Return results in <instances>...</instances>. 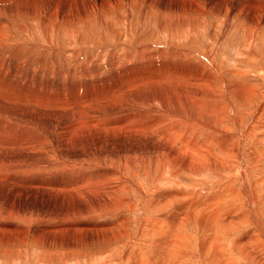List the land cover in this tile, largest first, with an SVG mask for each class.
<instances>
[{"label":"rangeland","instance_id":"1","mask_svg":"<svg viewBox=\"0 0 264 264\" xmlns=\"http://www.w3.org/2000/svg\"><path fill=\"white\" fill-rule=\"evenodd\" d=\"M40 1L30 0L28 3L24 0L30 4L27 5L21 0H0L3 2L0 3V53L5 52L6 47L11 49L3 53V60H0V264H112L115 263L114 257L122 254L129 241L137 240L143 246L149 244L138 233L137 221L140 217L155 216L164 211L163 208L149 209L151 192L155 199H159L165 187L176 189L178 186L171 183L173 179L200 197L217 195L222 190V175L215 168L214 171L204 167L195 173L182 171L183 175L178 178L166 179L167 172L175 171L174 165L167 161L162 166L153 159L156 150L151 142L155 136L147 126L156 116L143 109L140 102L160 97L164 100V109L172 111L175 108L171 102L177 96H173L176 91L169 92L168 86L182 88V99L186 98L184 92L188 89L187 92L193 93L195 90V93H204L205 90V93L225 99L227 92L225 95L222 90L230 89L228 98L232 103L221 105H231L232 114L241 116L243 130L251 117L245 104L237 102L238 96H231L229 86H242L248 93L253 92L247 107L250 110L255 109L264 93V0H53L54 4H49L51 0ZM36 2L42 4L40 9H35L34 6L39 7ZM59 3L61 5H57ZM31 10L39 13L35 15ZM65 14L72 19L63 16ZM30 22L32 25L28 29L25 23ZM49 25L57 34L56 50L41 37V27ZM30 31L34 32L32 36L28 33ZM27 34L30 39H35L29 42ZM72 44L78 45L76 52L72 50L75 49ZM17 48L23 51L18 53ZM69 49L75 54L68 52ZM22 52L27 56L34 55L28 59ZM247 52L252 54L255 62H246L249 60L246 59ZM36 54L38 57L35 59ZM24 58L38 64L34 66L31 63L30 68L27 65L30 63H23L26 62ZM52 58L56 60L51 62ZM7 59L12 60V65ZM27 68L30 70L24 71ZM179 74L185 77L183 81L177 77ZM149 77L158 83L152 79L151 82ZM231 79L235 83L238 80L237 84ZM177 80L183 83L180 85ZM145 81L149 84L144 85L148 83ZM135 82L136 85L133 84ZM129 84L131 89L127 86ZM121 90H124L122 94L126 92L123 94H127L126 97L120 94ZM115 95L119 98L116 99ZM97 102L109 103L101 109L99 106L103 104L99 103L97 107ZM182 102L179 100L176 109L181 108L185 112ZM54 107H63L65 110L61 111L64 113ZM90 107L100 111L93 112ZM82 111L87 120H79L80 115L83 116L79 113ZM124 121H130L128 127L120 128ZM82 125L86 128H80ZM109 125H116V129ZM197 132L199 139L206 133L201 127ZM62 133L71 136L65 137ZM229 133L237 135L233 126ZM161 140L164 145L171 143L165 138ZM255 142V136H246L241 152L244 153ZM188 151L183 150L179 155L189 158ZM148 156L152 162L144 166L141 157ZM177 163L181 165V162ZM244 164L249 166L246 162ZM116 165L121 168L119 178H114ZM251 170L250 167L248 174H253ZM234 184L239 187L238 179L235 178ZM104 198H109L112 205L123 206L122 212L116 214L106 207H97L96 204ZM241 200L238 196H230L219 203L228 208L230 204L237 205V210L240 205L244 210L247 206ZM260 203L258 211L264 230V203ZM81 221L87 224L114 222L119 224V228L114 231L112 225H107L94 228V231L105 234L94 231L93 234L92 230L87 231L85 225L79 224ZM181 227L179 238L183 247L189 245L183 249L180 246L186 257V260L181 259V263L207 264L212 252L199 255L198 241L201 236L208 240V233L193 220L183 222ZM251 228L252 223L245 220L238 226H231L218 241L226 239L229 242ZM118 236L121 238L115 240ZM235 249L240 256L238 248ZM144 251L138 247L139 256H143ZM259 256L262 261L258 260ZM248 259L242 264H264V248L256 246ZM116 263L121 261L117 259Z\"/></svg>","mask_w":264,"mask_h":264},{"label":"bare ground","instance_id":"2","mask_svg":"<svg viewBox=\"0 0 264 264\" xmlns=\"http://www.w3.org/2000/svg\"><path fill=\"white\" fill-rule=\"evenodd\" d=\"M14 1V0H11ZM23 3L24 0H21ZM30 0H27V2ZM37 1V0H36ZM42 1V0H41ZM40 1V2H41ZM48 1V0H47ZM53 0L50 1L49 4L53 3ZM66 1V0H65ZM72 1V0H71ZM70 1V2H71ZM9 2V1H8ZM16 2V1H15ZM20 2V0H19ZM21 2V3H22ZM26 2V3H27ZM68 2V0L66 1ZM3 3V2H0ZM10 3V2H9ZM13 3V2H12ZM18 3V2H17ZM15 3V4H17ZM25 3V4H26ZM30 3V2H28ZM27 5H30L28 4ZM34 3V2H32ZM38 3V2H36ZM62 3V2H61ZM14 4V3H13ZM20 4V3H19ZM39 7L34 6L35 9L39 8L40 9V5H42L41 3H38ZM48 4V6H50ZM54 4V3H53ZM63 4V3H62ZM73 4V2H72ZM8 5V4H7ZM6 5V6H7ZM23 6V4H20ZM33 5V4H31ZM35 5V3H34ZM57 5H61L60 3ZM56 5V6H57ZM65 5V4H63ZM194 5V4H193ZM256 5V4H255ZM9 6V5H8ZM13 6V5H12ZM15 6V5H14ZM44 6V5H43ZM72 6V5H71ZM5 7V5H4ZM10 7V6H9ZM24 7V6H23ZM32 7V6H31ZM51 8L54 6H50ZM3 8V7H2ZM15 8V7H14ZM55 8V7H54ZM61 8V7H60ZM67 8V7H66ZM65 8V9H66ZM72 8V7H71ZM76 8V7H75ZM188 8V7H187ZM185 7V9H187ZM194 8V7H193ZM7 9V8H6ZM5 9V10H6ZM11 9V8H9ZM34 9V8H32ZM74 9V8H73ZM191 9V8H190ZM189 9V10H190ZM195 9V8H194ZM197 9V8H196ZM8 10V9H7ZM13 10V9H12ZM15 10V9H14ZM22 10V9H21ZM26 10V9H25ZM52 10V9H51ZM0 11H2V9L0 8ZM11 11V10H10ZM32 11V10H31ZM38 11V10H37ZM61 11V10H60ZM69 11V10H68ZM75 11V10H74ZM43 12V11H42ZM53 12V11H52ZM67 12V11H66ZM32 13H34V11H32ZM39 13V12H38ZM37 13V14H38ZM74 13V12H73ZM35 14V13H34ZM33 14V15H34ZM35 14V15H37ZM55 14V13H54ZM60 14V13H59ZM72 14V13H71ZM76 14V12H75ZM74 14V15H75ZM32 15V14H31ZM34 15V16H35ZM67 14L63 15L66 16ZM69 15V14H68ZM67 15V16H68ZM79 15V14H78ZM76 15V16H78ZM62 16V18H63ZM80 16V15H79ZM1 17V16H0ZM69 17V16H68ZM67 17V18H68ZM82 17V16H81ZM65 18V17H64ZM70 19H72V17H69ZM75 18V17H73ZM77 18V17H76ZM5 19V17H4ZM8 19V18H7ZM45 19V18H44ZM2 20V19H1ZM46 20V19H45ZM75 20V19H74ZM7 22V21H6ZM43 22V21H42ZM1 23V22H0ZM47 23V20H46ZM26 24H30V25H26ZM3 25V24H2ZM5 25V23H4ZM31 22L30 23H25V27H27L28 29H30L31 27ZM24 26V24H23ZM50 26V25H49ZM43 26L42 28V36L43 38H45L47 40V42L49 43V45H51V47H54L52 49L57 48V34L56 31L53 30L51 28V26ZM2 27V26H0ZM24 27V28H25ZM39 27V26H38ZM24 28H22L24 30ZM33 28V26H32ZM31 28V29H32ZM4 29V28H3ZM27 29V30H28ZM26 30V28H25ZM4 31V30H2ZM33 32V31H32ZM71 33V31H69ZM28 33H31L28 32ZM34 33V32H33ZM31 33V36L32 34ZM40 33V34H41ZM38 34V33H37ZM73 34V33H72ZM28 35V34H27ZM67 36V35H66ZM70 36H72L70 34ZM26 37V36H25ZM30 35H28V41L31 42L30 40H34L33 37L30 39L29 38ZM75 37V36H74ZM249 37H253V35H249ZM0 38H2V36H0ZM26 38V39H27ZM39 38V37H38ZM69 40V39H68ZM71 40V39H70ZM69 40V41H70ZM78 40V38H77ZM251 40V39H250ZM1 41V40H0ZM25 41V40H24ZM40 41V40H39ZM76 40H73V42ZM253 41V40H252ZM35 42V41H34ZM33 42V43H34ZM38 42V41H37ZM72 42V40H71ZM1 43V42H0ZM15 43V42H14ZM32 43V45H34ZM39 43V42H38ZM75 43V42H74ZM31 44V43H30ZM5 45V44H4ZM13 45V44H12ZM11 45V46H12ZM23 45V44H22ZM25 45V44H24ZM74 47L75 45L72 44ZM254 45V44H253ZM2 46V44L0 45ZM8 46V45H7ZM10 46V47H11ZM15 48V45H13ZM19 46V45H18ZM37 46V45H36ZM42 47V46H41ZM47 47V46H46ZM3 48V47H2ZM1 48V49H2ZM5 48V47H4ZM8 48V47H6ZM5 48V52H8L11 49H6ZM30 48V47H29ZM45 48V47H44ZM48 48V47H47ZM62 48V47H61ZM60 48V49H61ZM67 48V47H66ZM65 48V49H66ZM76 48L79 49L78 45L77 47H75V49H72L73 51L75 50L76 52ZM14 49V48H13ZM19 50V48H17ZM22 49V48H21ZM27 49V48H26ZM25 49V50H26ZM50 49V48H49ZM64 49V51H66ZM77 49V51H78ZM30 49H27V51ZM56 50V49H55ZM3 51V49H2ZM13 51V50H12ZM20 51L23 50H19L18 53H21ZM24 51V52H27ZM36 51V50H35ZM81 51V50H80ZM83 51V50H82ZM144 51V50H143ZM1 52V51H0ZM3 52V53H5ZM14 52V56L15 55V50ZM24 52H22V54L26 55ZM43 52V51H42ZM42 52L39 54L41 55ZM51 52V51H50ZM54 52V51H53ZM67 52V51H66ZM68 52H72L69 51ZM2 53V54H3ZM10 53V52H9ZM8 53V54H9ZM12 53V52H11ZM33 53V52H32ZM31 53V54H32ZM57 53V52H56ZM55 53V54H56ZM74 53V52H72ZM71 53V54H72ZM81 53V52H79ZM83 53V52H82ZM1 54V53H0ZM1 54V55H2ZM45 54V53H44ZM47 54V53H46ZM75 54V53H74ZM73 54V56H74ZM20 55V54H19ZM34 53L32 54L33 57ZM38 54L35 55V59L36 56ZM53 55V54H51ZM77 55V54H76ZM75 55V56H76ZM254 55V54H253ZM4 55L0 56V60L2 59L1 57H3ZM27 56V55H26ZM27 56V57H28ZM57 56V55H56ZM246 62H255L253 60V56L252 54L250 55V53L247 52L246 54ZM8 57V55H7ZM10 57V56H9ZM8 57V58H9ZM13 57V56H12ZM18 57V56H17ZM30 57H28V59H30ZM38 57V56H37ZM40 57V56H39ZM48 57V56H47ZM51 57V56H50ZM49 57V58H50ZM77 57V56H76ZM75 57V58H76ZM101 57V56H99ZM14 58V57H13ZM16 58V57H15ZM19 58V57H18ZM42 58V56H41ZM45 57H43V61ZM49 58H46L47 61ZM54 58V55H53ZM52 58V61L53 60ZM74 58V59H75ZM79 58V57H78ZM85 58V57H84ZM83 58V59H84ZM87 58V57H86ZM103 58V55L102 57ZM245 58V57H244ZM5 59V58H4ZM20 59L23 60V57H20ZM27 58L24 60H26V62L23 63H30L27 62L28 60ZM34 59V61H35ZM38 59V58H37ZM3 60V59H2ZM8 61L10 59H7ZM15 60V59H13ZM32 60V59H31ZM28 60V61H31ZM39 60V59H38ZM51 60V59H50ZM76 60V59H75ZM80 60V59H79ZM86 60V59H84ZM100 60V58H99ZM259 60V59H258ZM7 61V63H8ZM12 61V60H11ZM9 61V63L11 62ZM42 61V62H43ZM41 62V61H40ZM45 62V61H44ZM81 62V61H80ZM257 62V61H256ZM32 63V62H31ZM27 64L28 67L31 68L30 65L35 63L38 64V62H34L32 64ZM55 63V62H54ZM207 63V62H206ZM21 64V63H20ZM36 64V65H37ZM45 63H43L44 65ZM49 64V63H48ZM46 64V65H48ZM53 64V63H52ZM56 64V63H55ZM59 64V62L57 63ZM76 64V63H75ZM81 64V63H80ZM9 65V64H8ZM12 65V62H11ZM40 65V64H39ZM42 65V64H41ZM64 65V64H63ZM19 66V65H18ZM23 66V64H22ZM20 65V67H22ZM49 66V65H48ZM60 66V64L58 65ZM57 66V67H58ZM16 67V66H15ZM26 67V64H25ZM24 67V68H25ZM33 67V66H32ZM41 67V66H40ZM47 67V66H46ZM23 68V67H22ZM23 68V69H24ZM30 68L25 69L24 71H28L30 70ZM38 70L39 67L37 66ZM36 68V69H37ZM42 68V67H41ZM49 68V67H48ZM51 68V67H50ZM60 68V67H59ZM58 68V69H59ZM21 69V68H19ZM22 69V70H23ZM46 69V68H44ZM43 70V68H42ZM41 70V71H42ZM48 70V69H46ZM61 68L58 70L60 72ZM170 70V69H169ZM174 70V69H172ZM176 70V69H175ZM174 70V71H175ZM40 71V70H39ZM44 71V70H43ZM162 71V70H161ZM166 71V70H165ZM245 70H243L244 72ZM47 72V71H46ZM173 72V71H172ZM248 72V71H246ZM32 73V72H31ZM55 73V72H54ZM58 73V72H57ZM63 73V71L61 72ZM170 73V72H169ZM190 73V72H189ZM195 73V72H194ZM242 73V72H241ZM146 74V73H145ZM171 74V73H170ZM196 74V73H195ZM198 74V73H197ZM36 75V74H35ZM58 75V74H57ZM62 75V74H61ZM165 75V74H164ZM167 75V74H166ZM173 75V74H172ZM175 75V74H174ZM172 76L174 78H176L175 76ZM178 75V74H177ZM176 75V76H177ZM180 75V74H179ZM188 75V74H187ZM56 76V74H55ZM72 76V75H71ZM190 76V75H189ZM211 76V75H210ZM208 76V77H210ZM168 77H170V75L168 74ZM179 78V80L185 77H180L177 76ZM188 77V76H186ZM191 77V76H190ZM194 77V76H193ZM201 77V76H199ZM197 77V79L199 78ZM206 77V76H205ZM130 78V77H129ZM142 78V77H141ZM144 78V77H143ZM142 78V79H143ZM147 77L145 76V80ZM150 78V77H149ZM153 78V77H152ZM150 78V81L151 79ZM173 78V79H174ZM177 78V79H178ZM41 79V78H40ZM44 79V77L42 78ZM141 79V80H142ZM158 79V78H156ZM190 79V78H189ZM226 79V78H225ZM224 79V80H225ZM153 80V79H152ZM155 80V79H154ZM153 80V81H154ZM160 80V79H159ZM176 80V79H174ZM184 80V79H183ZM182 80V81H183ZM199 80V79H198ZM197 80L198 84L200 83ZM223 80V79H222ZM230 80V79H228ZM237 80V79H236ZM52 81V79H51ZM149 81V80H148ZM148 81H145L146 83ZM161 81V80H160ZM178 81V80H177ZM181 81V82H182ZM196 81V79H195ZM194 81V82H195ZM201 81V79H200ZM206 80H204L205 82ZM231 81H233L232 83L237 84L234 82V80L231 79ZM4 82V81H3ZM152 82V81H151ZM157 82V81H154ZM162 82V81H161ZM165 82V81H164ZM179 82V81H178ZM181 82L180 85H181ZM186 82V81H185ZM213 82V80H212ZM227 82V81H226ZM57 83V82H56ZM142 83V82H141ZM158 83V82H157ZM183 83V82H182ZM191 83V82H190ZM231 83V84H232ZM241 83V81H240ZM136 85V82L133 83ZM132 84V85H133ZM138 84V82H137ZM140 84V82H139ZM144 84V83H143ZM149 82L147 84L144 85H148ZM186 84V83H184ZM189 84V83H188ZM193 84V82H192ZM197 84V83H196ZM211 84V83H210ZM209 84V85H210ZM216 84V83H215ZM219 84V83H218ZM226 84V83H225ZM239 84V83H238ZM131 85V87H132ZM134 85V87H135ZM174 85V84H173ZM179 85V84H178ZM203 85V84H202ZM224 85V84H222ZM221 85V86H222ZM229 85V84H228ZM227 85V86H228ZM130 88V84L127 85ZM138 86V85H137ZM136 86V88H137ZM143 86V85H141ZM162 86V85H161ZM160 86V87H161ZM187 88V84L185 85ZM191 86V85H190ZM198 86V85H197ZM201 86V85H200ZM205 86V85H204ZM211 86V85H210ZM240 86V85H239ZM132 89H135V88ZM140 87V86H138ZM150 87V86H149ZM155 87V86H154ZM166 87V86H165ZM169 87V92L170 91H176L175 95L173 96H177L176 99L171 102L174 106V110L169 111V110H165L164 109V100L162 98H154L151 99L149 101H147L146 103L144 102H140V106H142L143 109H146L148 112L154 114L156 116V119L149 122V125L147 126V128H149L151 130V132L154 134L155 138H153V146L155 145V150H156V155L153 157V159L159 161V163L163 166L164 163H166L167 161H170L173 163L175 171H171V172H167V180H170L172 178H178V176L183 175L182 171H188L190 173L194 172V171H199L201 170V168H208L209 170L212 169H217L219 174L222 175V179L223 181H221V186H222V190L219 191V193H221L219 195V193L217 195H210V196H206L205 197H200L198 195V193L196 194L195 192H193L192 190H188L187 188L185 189L184 187H182L183 184L182 182H180L177 179H173L174 181L171 182L175 185H177L178 187L176 189L169 187L161 190L160 193V198L159 199H155L154 195L151 192V199H150V206L149 209H158V208H163L164 211L160 214H156L155 216H144V217H140V219H138L137 223H138V233L142 235L143 240H146L149 242V244H144L140 245V242H136V241H129L127 243V245L125 246V248H123V252L121 255L115 256L113 261L116 260H120L122 264H183L181 263V259L186 260V257L183 255V248L184 247H188L189 245H185L183 247V243L180 240L179 236H180V231L182 230L181 227L183 222L187 223L191 220L196 221L198 223V225L204 230V232L208 233V240H205V238L203 236H201V238L198 241V252L199 255H206L209 252H212V255L210 253V256H208V263L207 264H242V261H246L249 260L248 259V255L249 253L256 247V246H262L264 248V230H263V226L260 220V214L258 211V207L260 202L264 203V93L261 96V100L258 103V105L255 107V109L250 110L249 108V98L253 95L252 93H248L244 87H238V88H234L231 85L229 86L231 88V96L233 97H237L239 98V100L237 101L240 105L245 104L246 107V111L250 114V122L247 123L246 127H244V129H241V116L239 117L236 116L235 114H232V112H234L231 105H225L222 106L221 104H230L232 102L229 101L228 95L230 92V89L226 90L222 87L223 93L227 92V98L225 99H221L220 97L216 96L217 94H214V96L212 95L213 93H211V95L209 94V92L204 93L203 91H199L195 93L193 92H187L188 90H186L184 93L186 94V98L182 99L181 97V93L180 90L182 88L179 89V87H175V86H168ZM163 88H164V84H163ZM162 88V89H163ZM184 88V87H183ZM190 88V87H189ZM197 88V87H196ZM199 88V87H198ZM125 89V88H124ZM131 89V88H130ZM129 89V90H130ZM156 89H159L158 87ZM179 89V90H177ZM206 89V88H205ZM210 89V88H209ZM214 89V88H212ZM211 89V90H212ZM217 89V88H216ZM127 90V87H126ZM153 90H155L153 88ZM166 90V89H165ZM185 90V89H183ZM124 91V90H123ZM121 90L120 94H122L123 92ZM209 91V90H208ZM219 91V90H218ZM221 91V92H222ZM130 92V91H129ZM152 92V91H149ZM164 92V91H163ZM217 92V90H216ZM126 92H124L123 94H125ZM133 93V92H131ZM162 93V92H161ZM172 93V92H171ZM247 93V94H246ZM122 94V95H123ZM129 94V93H128ZM225 94V93H224ZM246 94V95H245ZM210 95V96H209ZM226 95V94H225ZM117 95H115L114 97H116ZM124 97L126 96L123 95ZM172 96V95H171ZM222 96V95H221ZM119 98V97H118ZM116 97V99H118ZM128 98V97H127ZM168 97H166L167 99ZM173 98V97H172ZM111 99V98H110ZM113 99V98H112ZM115 99V100H116ZM123 99V98H122ZM233 99V98H232ZM108 100V99H107ZM127 99L124 98V101H126ZM179 100L183 103L184 108H186L183 112L180 109H176L177 105L179 103ZM205 100L202 103H197L198 101H202ZM102 100H100L101 102ZM105 101V100H104ZM103 101V102H104ZM114 101V100H113ZM123 101V100H122ZM123 101V103H124ZM97 102V107L99 106V103ZM106 102V101H105ZM168 102V101H167ZM219 102V103H218ZM109 103V102H107ZM106 103V105H107ZM112 103V101L110 102ZM122 103V102H121ZM103 103H100V105ZM117 104V103H116ZM116 104H114L116 106ZM169 104V103H168ZM105 103L103 104V106H99V108L102 107L104 108V106H106ZM113 105V106H114ZM118 105V104H117ZM96 106V105H95ZM111 106V104H110ZM112 106V107H113ZM114 106V107H115ZM6 109L7 106H5ZM58 109L60 107H57ZM56 108V109H57ZM93 108V107H92ZM91 107L89 109H91V111L93 110ZM127 108V107H126ZM172 108V107H170ZM55 109V107H54ZM55 109V110H56ZM57 109V110H58ZM63 109V107H62ZM62 109H59L60 111ZM88 109V108H87ZM95 110H93V112H96V109L94 107ZM118 109V108H116ZM173 109V108H172ZM58 110V112H60ZM65 109H63L64 111ZM112 110V109H111ZM10 111V110H9ZM61 111V112H63ZM88 111V110H87ZM100 111V110H99ZM114 111V110H113ZM112 111V112H113ZM232 111V112H231ZM243 111H245V108L243 109ZM57 112V111H56ZM60 112V113H61ZM70 112L72 113V111L70 110ZM76 113L78 111H75ZM83 112V111H82ZM79 112L81 114H83V116L80 115V119L79 120H87L88 118L86 116H84V112ZM240 112V111H239ZM64 113V112H63ZM74 113V112H73ZM110 113V112H109ZM70 114V113H69ZM87 114V112H86ZM72 115V114H70ZM69 115V116H70ZM111 115H114L111 114ZM59 116V114H58ZM79 116V114H78ZM105 116V115H104ZM109 116V115H108ZM75 117V116H74ZM73 117V120H74ZM110 117V116H109ZM115 117V116H114ZM14 118V117H13ZM72 118V117H71ZM111 118V117H110ZM8 119V118H7ZM12 119V118H11ZM77 120V118H75ZM92 119V117L90 118ZM10 120V118H9ZM15 120V119H14ZM13 120V121H14ZM72 120V119H71ZM72 120V121H73ZM84 120L82 122H84ZM134 120V119H133ZM132 120V121H133ZM7 121V120H6ZM17 121V120H16ZM15 121V122H16ZM95 121V120H94ZM19 122V121H18ZM93 122V121H92ZM106 122V121H105ZM109 122V121H108ZM113 122V119H112ZM122 122V121H121ZM14 122H12L13 124ZM100 123H103L102 121H100ZM128 123H130V121H124L123 124H120V128H127ZM230 124V125H229ZM243 124V123H242ZM20 125V124H19ZM117 125V124H116ZM116 125H109L112 126V128L116 129ZM234 127V129H236L237 135H232V126ZM21 126V125H20ZM85 126V125H84ZM83 125L80 128H86ZM105 126V125H104ZM107 126V124H106ZM59 127V126H58ZM62 127V126H61ZM103 127V126H102ZM132 127V126H131ZM201 127L205 133V135H203V137L201 139L198 138L197 135V129ZM63 128V127H62ZM61 128V130H62ZM78 128V127H77ZM76 128V129H77ZM80 128H78L77 130H80ZM106 128V127H105ZM118 128V127H117ZM60 129V128H59ZM108 129H111V127ZM107 129V131H108ZM136 129V128H135ZM59 130V131H61ZM74 130V131H77ZM106 130V129H105ZM112 130V129H111ZM114 130V129H113ZM263 130V131H262ZM63 131V130H62ZM88 131V130H87ZM117 131V130H116ZM79 132V131H78ZM262 132V133H261ZM14 133V132H13ZM70 133V132H69ZM68 133V135H69ZM75 133V132H74ZM108 133V132H107ZM111 133V132H110ZM113 133V132H112ZM73 134V133H72ZM85 134V133H84ZM109 134V133H108ZM61 135V134H60ZM63 135V133H62ZM63 135V136H68ZM74 135V134H73ZM83 135V134H82ZM59 136V135H58ZM71 136V135H69ZM68 136V137H69ZM76 136V135H75ZM133 136V135H132ZM248 136L250 138L252 137H256V142L252 145L250 144L249 147H247L248 149L243 153L241 152L243 149V144L245 142V137ZM134 137V136H133ZM162 138H165V141H169L171 142L170 145L166 144L164 145V143L162 142ZM136 140V138H135ZM164 140V139H163ZM129 141V140H128ZM151 141V140H150ZM147 142V141H146ZM149 142V141H148ZM167 143V142H166ZM246 145V144H245ZM136 147V146H135ZM142 149V148H141ZM190 150L189 152V158H183L181 157V155H179L181 152H183V150ZM133 151V150H132ZM155 152V151H154ZM148 154V153H147ZM140 155V154H139ZM187 155V153H186ZM138 156V155H137ZM136 157V156H135ZM140 157V156H139ZM138 158V157H137ZM1 159V158H0ZM126 159V158H125ZM140 159V158H139ZM129 160V159H128ZM127 160V161H128ZM133 160H135L133 158ZM124 161V160H123ZM141 163L144 164V166H146L147 162H150L151 159L150 157H141ZM129 162V161H128ZM130 162H132L130 160ZM136 162V160H135ZM152 162V161H151ZM155 162V161H154ZM177 162H181V165H179ZM248 164L249 166H245V163ZM158 163V164H159ZM171 163V164H172ZM118 164V163H117ZM127 164V163H126ZM133 164V163H132ZM131 164V165H132ZM135 164V163H134ZM137 164V163H136ZM154 164V163H153ZM157 164V165H158ZM156 165V164H154ZM153 165V166H154ZM115 166V165H114ZM152 166V165H150ZM169 166V165H168ZM250 167L252 168V172L253 174H248V169H250ZM132 168V167H131ZM144 168V167H143ZM146 169V167H145ZM161 169V168H160ZM214 169V171H215ZM233 169H236L235 172L233 171ZM263 169V170H262ZM2 170V169H1ZM162 170V169H161ZM113 171L115 172L116 175H114V178H119L121 174V168L118 167L116 165L115 168H113ZM232 171L234 173H232ZM228 172V174H227ZM251 172V173H252ZM129 173V172H128ZM195 173V172H194ZM148 174V173H147ZM186 174V173H185ZM132 176V175H131ZM255 176V177H254ZM238 179L239 181V187H236V185L234 184V180ZM254 178V179H253ZM156 179V178H155ZM151 180V179H150ZM181 183V184H180ZM185 183V182H184ZM210 183V182H209ZM220 184V183H219ZM207 185V184H206ZM166 186V185H165ZM188 186V185H187ZM190 187V186H189ZM140 188V187H139ZM262 188V189H261ZM215 189V188H214ZM197 190V189H196ZM210 190V189H208ZM202 192V191H201ZM200 192V193H201ZM213 192V191H212ZM216 192V191H215ZM199 193V194H200ZM206 193V192H203ZM208 193V192H207ZM211 193V192H210ZM214 193V192H213ZM147 195V194H145ZM144 195V196H145ZM202 195V193H201ZM230 196H238L240 198H242L243 200V205L245 204L247 206L246 209L242 210L243 207H241L240 205H238V210L236 209L237 205H231L228 207H223L220 206L221 202H225L224 199L228 200V197ZM126 198V197H125ZM148 199V198H147ZM146 199V200H147ZM200 199V200H198ZM241 200V201H242ZM101 202H98L96 204L97 207L100 208H104L107 209L110 212H114L116 214H119L120 212H122L123 210V206L121 205H112L109 202V198H104L102 200H100ZM124 202L130 203V201L128 200H123ZM148 202V201H147ZM171 203V204H170ZM261 204V203H260ZM260 209V208H259ZM106 211V210H105ZM118 220V217H116ZM245 220H249L252 223V228L246 231H243L242 233L239 234V236L237 235L235 237V239L233 238L231 241L227 242L226 239L223 240L222 242L218 241L219 237L221 238L223 236V234L230 229L231 226H238L241 223H243ZM96 221V220H95ZM187 221V222H186ZM79 224H81V226H84L85 230H92L90 232L94 231V228H101L103 226H107V225H112L113 230L117 231L119 228V224H115L114 222L110 223V222H94V223H85V222H80ZM92 228H89V227ZM77 228V227H76ZM79 228V227H78ZM124 230V229H121ZM97 232L98 234H105L103 231H94ZM93 232V234H94ZM97 234V236H98ZM100 234V235H101ZM242 234V235H241ZM108 236V235H107ZM96 237V236H95ZM101 237V236H99ZM106 237V236H105ZM104 238V237H103ZM107 238V237H106ZM119 238H121L120 236L116 237L115 240H118ZM102 239V238H101ZM135 239V238H134ZM133 239V240H134ZM107 240V239H106ZM132 240V239H131ZM228 243V244H227ZM143 246V247H142ZM180 246L182 249H180ZM138 247H140L144 253L143 256H139V252H138ZM193 246L191 247V252L192 254L194 253L193 250ZM196 248V247H195ZM240 251V256H238V251L237 249ZM188 253V252H187ZM196 254V253H195ZM187 255V254H186ZM209 255V254H208ZM188 256V255H187ZM259 261H262V257L259 256L258 257ZM108 262V261H107ZM112 263V264H115ZM120 263V264H121ZM117 264V263H116Z\"/></svg>","mask_w":264,"mask_h":264}]
</instances>
